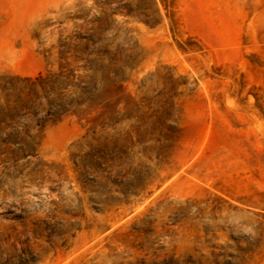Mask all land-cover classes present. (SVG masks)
<instances>
[{"label":"rangeland","instance_id":"374dc122","mask_svg":"<svg viewBox=\"0 0 264 264\" xmlns=\"http://www.w3.org/2000/svg\"><path fill=\"white\" fill-rule=\"evenodd\" d=\"M0 264H264V0H0Z\"/></svg>","mask_w":264,"mask_h":264}]
</instances>
